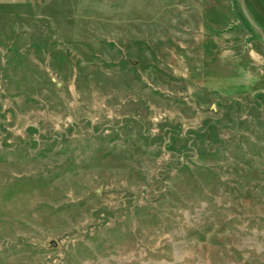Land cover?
<instances>
[{"label": "rangeland", "instance_id": "rangeland-1", "mask_svg": "<svg viewBox=\"0 0 264 264\" xmlns=\"http://www.w3.org/2000/svg\"><path fill=\"white\" fill-rule=\"evenodd\" d=\"M0 264H264L239 0H0Z\"/></svg>", "mask_w": 264, "mask_h": 264}, {"label": "crops", "instance_id": "crops-1", "mask_svg": "<svg viewBox=\"0 0 264 264\" xmlns=\"http://www.w3.org/2000/svg\"><path fill=\"white\" fill-rule=\"evenodd\" d=\"M252 18L264 29V0H245Z\"/></svg>", "mask_w": 264, "mask_h": 264}, {"label": "water", "instance_id": "water-1", "mask_svg": "<svg viewBox=\"0 0 264 264\" xmlns=\"http://www.w3.org/2000/svg\"><path fill=\"white\" fill-rule=\"evenodd\" d=\"M239 5H240V9L241 12L245 18V20L247 21V23L253 28L255 29L260 36V39L262 41V43L264 44V33L261 30V28L252 20V18L250 17L248 10L246 8V4H245V0H239ZM53 245V244H52Z\"/></svg>", "mask_w": 264, "mask_h": 264}]
</instances>
